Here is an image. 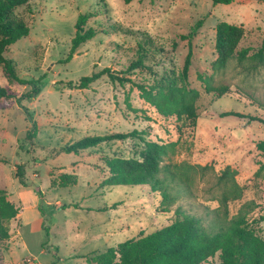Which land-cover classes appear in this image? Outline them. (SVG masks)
<instances>
[{
	"label": "rangeland",
	"instance_id": "1",
	"mask_svg": "<svg viewBox=\"0 0 264 264\" xmlns=\"http://www.w3.org/2000/svg\"><path fill=\"white\" fill-rule=\"evenodd\" d=\"M18 13L30 33L10 45L6 56L15 62L19 77L32 83L10 79L0 67V84L15 92L0 101V187L20 208L7 221L10 237L0 240V264H90L88 256L167 225L179 207L200 216L208 230L217 229L225 211L217 180L228 166L243 189L242 197L229 201V216L251 202L250 221L264 238V151L258 147L264 122L250 118L264 119V62L252 57L264 36V0H30ZM81 13L93 15L87 27L99 33L66 61ZM223 20L244 27L237 50H250L243 62L235 56L215 70L216 26ZM137 31L161 44L178 69L192 48L188 81L200 91L195 125L161 115L137 86L107 73L87 87L78 86L83 76L106 68L152 82L150 70H128L137 56ZM200 75L212 77L215 85L228 84L229 91L222 96L208 92ZM34 88L38 92L29 97ZM231 110L246 116L222 115ZM134 129L148 139L178 141L162 170L175 179L176 200L168 212L162 194L149 185H101L110 174L107 159L139 158L141 139L106 140L77 153L60 151L88 135ZM30 131L36 132L33 138ZM19 164L26 186L16 176ZM64 173L76 181L59 185ZM210 262L221 264L218 256Z\"/></svg>",
	"mask_w": 264,
	"mask_h": 264
},
{
	"label": "trees",
	"instance_id": "2",
	"mask_svg": "<svg viewBox=\"0 0 264 264\" xmlns=\"http://www.w3.org/2000/svg\"><path fill=\"white\" fill-rule=\"evenodd\" d=\"M30 0H0V67L10 79L19 83H32L19 77L15 62L6 56L10 45L28 36L30 27L27 21L18 13V9ZM236 0H213L215 4H230ZM91 13H81L76 22V33L72 38L70 52L66 58H73L78 47L95 37L99 31L93 26L87 27ZM202 21L197 24L198 28ZM245 29L242 25L229 21H220L216 26V50L218 56L213 63L215 70L224 69L235 56L240 62L248 58L249 48L237 50L243 38ZM137 56L128 67L129 71L147 69L155 76L152 82H137L133 78L115 75L109 68L91 75L83 76L79 87H87L103 74L107 73L112 79L121 82H131L138 87L142 98L157 109L165 117L175 116L183 120L184 124L195 125L199 117L197 101L200 91L190 86L189 70L192 65L193 50L190 47L184 65L178 69L172 55H167L165 48L156 43L146 31H137ZM157 56H160L158 59ZM259 63L264 62V36L259 49L252 55ZM154 62L150 65L149 62ZM155 66H159L155 69ZM208 92L219 96L229 91L228 84L215 85L212 77L200 75ZM70 86L73 82L68 83ZM37 88L28 93L32 97ZM15 92L0 84V101L3 98L14 97ZM222 115L246 116L237 111H226ZM253 120L264 119L250 116ZM179 129L181 127H178ZM36 131V130H35ZM29 132L33 138L36 132ZM127 138H139L144 143L139 158L111 157L106 163L109 176L103 180L102 186L116 185H149L153 191H159L163 196V203L168 204L163 211H170L169 205L176 200L173 195V181L170 176H163V163L167 157L176 152L178 141L164 142L146 138L143 132L136 129L130 132H115L104 135H88L73 143L60 148L61 152H80L103 141ZM258 147L264 151V139L258 142ZM3 159L0 157V162ZM16 176L23 185L24 170L17 166ZM235 171L228 166L218 175L217 184L222 188L221 203L225 209L223 219L217 229L208 230L203 219L189 213L180 207L175 211V217L167 225L150 233H141L137 237L128 238L116 246H111L104 252L88 256L90 264H214L210 259L219 257L221 264H264V238L252 225L249 213L253 208L251 202L244 204L238 212L229 216V201L243 195V189L234 177ZM76 177L64 173L60 176L59 185L66 186L74 183ZM57 180L52 181L55 186ZM41 194L40 189L36 190ZM20 212L8 198L7 191L0 187V240L10 237L7 221L15 218ZM264 219V217H263ZM262 219V220H263ZM24 264H33L25 262Z\"/></svg>",
	"mask_w": 264,
	"mask_h": 264
}]
</instances>
